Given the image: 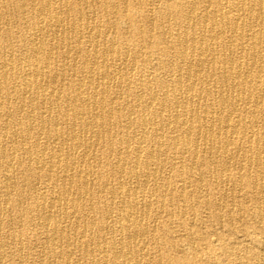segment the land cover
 <instances>
[{"label":"bare ground","instance_id":"bare-ground-1","mask_svg":"<svg viewBox=\"0 0 264 264\" xmlns=\"http://www.w3.org/2000/svg\"><path fill=\"white\" fill-rule=\"evenodd\" d=\"M0 264H264V0H0Z\"/></svg>","mask_w":264,"mask_h":264},{"label":"rangeland","instance_id":"rangeland-1","mask_svg":"<svg viewBox=\"0 0 264 264\" xmlns=\"http://www.w3.org/2000/svg\"><path fill=\"white\" fill-rule=\"evenodd\" d=\"M231 208H232L233 212L235 213V215H240V214H238V212H240V211L238 210L237 207L233 206V207H231ZM237 224H238V223H236V226H237Z\"/></svg>","mask_w":264,"mask_h":264}]
</instances>
